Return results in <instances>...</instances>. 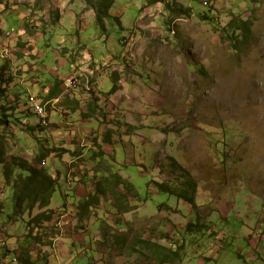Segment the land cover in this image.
<instances>
[{
  "label": "rangeland",
  "instance_id": "obj_1",
  "mask_svg": "<svg viewBox=\"0 0 264 264\" xmlns=\"http://www.w3.org/2000/svg\"><path fill=\"white\" fill-rule=\"evenodd\" d=\"M112 1L102 25L89 0H0V65L9 56L13 67L0 101L7 157L59 155L46 163L56 214L28 227L31 216L0 213V264L23 252L38 264H161L143 241L183 248L177 264H264V0ZM243 21L250 34L234 37ZM76 65L96 86L73 91L82 104L66 115L72 96L53 107L40 91ZM29 93L48 126L37 127ZM86 118L84 136L74 127ZM174 163L195 180V205L156 187L179 178ZM1 183L0 212L12 195Z\"/></svg>",
  "mask_w": 264,
  "mask_h": 264
},
{
  "label": "trees",
  "instance_id": "obj_2",
  "mask_svg": "<svg viewBox=\"0 0 264 264\" xmlns=\"http://www.w3.org/2000/svg\"><path fill=\"white\" fill-rule=\"evenodd\" d=\"M160 0H155L152 2L157 3ZM1 4V3H0ZM89 6L96 9L97 19L100 24L104 25V22L110 14L112 9L113 1L112 0H103L102 3L91 2L89 0ZM230 29L234 34V37H237L239 31H243L244 38L251 32V23L247 21L243 22H233L230 25ZM23 31V30H22ZM23 35V33H22ZM22 40V37H21ZM10 62H4L0 65V101L8 98V91L4 88V84L12 83L8 82L7 74ZM64 81L57 80L54 84L53 90L51 92L50 99L59 98L64 93L62 88ZM20 99L18 98L17 101ZM2 112L0 111V133L1 129L6 130L9 126L8 116L4 115L7 120L5 121L2 117ZM34 115V114H33ZM89 114H85L88 117ZM91 116V115H90ZM6 127H5V126ZM42 127V126H37ZM23 128V126H22ZM29 130V131H28ZM23 131H25L23 129ZM28 132L35 133V128L27 127ZM5 137L0 134V173L2 176V183L5 186L12 190V195L10 200L8 199L9 206L1 211L2 216L8 213L10 214L9 222H13L12 219L16 218L18 220L24 219L25 216H31L30 220L26 222L28 227L33 225L40 226L42 224H47L51 222L56 212L50 209L52 198L56 192L57 187L59 186V181L54 174H51L47 167L46 163L50 156H52L54 150H45L38 156L36 159L23 158L22 156H11L7 157L6 150L4 148ZM176 169H180L181 174L179 178L175 179L174 184H169L167 182H158L156 187L160 192L168 193L169 195H174L180 199H183L190 203L191 205L196 204V182L191 178V173L187 170L181 168L177 163H174ZM1 183V181H0ZM1 183V184H2ZM88 204L90 202L84 203L81 205L83 210L88 209ZM39 210L40 213L32 218V214L35 210ZM124 211H129L128 207H124ZM5 218V217H3ZM8 220L5 218V222ZM30 239V237L28 238ZM148 247L155 259L161 264H177L183 261L184 259V249H169L163 245L156 244L150 241H143ZM8 253V252H7ZM31 255V253H30ZM20 256V255H19ZM32 256V255H31ZM29 255L21 253V256L17 259L20 264H38L37 262L29 258Z\"/></svg>",
  "mask_w": 264,
  "mask_h": 264
},
{
  "label": "crops",
  "instance_id": "obj_3",
  "mask_svg": "<svg viewBox=\"0 0 264 264\" xmlns=\"http://www.w3.org/2000/svg\"><path fill=\"white\" fill-rule=\"evenodd\" d=\"M11 41H9L8 40V45L10 44L11 45ZM11 64V63H10ZM78 66V68L80 67L81 68V66H79V65H76V67ZM84 66H87V65H84ZM84 66H82V68H85ZM78 68H75V71L76 70H78ZM79 68V69H80ZM33 71V70H32ZM75 71H73L70 75H72ZM55 75H57V73H54ZM69 75V74H68ZM68 75H65V76H63L62 78V80L64 81V83H63V85H62V88H63V90H64V87H65V80L68 78ZM58 76V75H57ZM15 82H17V79L15 80ZM32 83V85H36V84H38L39 83V81L38 80H32L31 81ZM18 83V82H17ZM53 87H54V84L53 85H44V86H41V93H43V95H44V97L47 99V101L48 102H50V103H53V102H57V101H59L60 99H61V102L64 100V95H62V96H59V98H56L55 99V97L54 98H52V99H50V96H51V92H52V90H53ZM23 93V92H22ZM29 94H31V93H29ZM19 94L17 93V96H18ZM32 95H34V94H32ZM72 99H67L66 101H64V107L67 109V110H65V111H63V110H60V109H58V110H60V111H62L64 114H68L67 112H74V110H76V109H73V107H77L78 106V103L79 104H82L81 103V101H80V99H81V95L77 92L76 93V95L73 93L72 95ZM75 97V98H74ZM80 98V99H79ZM45 99V100H46ZM77 100H79V101H77ZM82 100V99H81ZM26 104V103H25ZM77 113V112H76ZM92 122H93V120L91 121L89 118H86V119H84V120H82L81 122H79V123H82V127H74L75 128V130H76V132L77 131H79L78 129H80L81 130V132H82V134L85 136V134L87 133V130H89L88 129V127H85V125H87V126H93V124H92ZM26 124V123H25ZM63 126H65V125H63ZM60 141H62L61 139H58V142H60ZM69 146H70V148H68L67 147V145L66 146H62V148H65L66 150H69L65 155L67 156V154H70V153H76V151H75V144L72 142V141H70L69 142ZM48 149V148H47ZM49 149H51V147H49ZM88 150H92V149H86L85 151H84V153H86L87 155L89 154V151ZM52 156H54V157H56L57 158V156H59L56 152L55 153H53L52 154ZM74 156H76V157H81V156H83V155H79V154H76V155H74ZM64 249V247H62V249L61 250H63ZM33 256H35V254L33 255Z\"/></svg>",
  "mask_w": 264,
  "mask_h": 264
},
{
  "label": "built area",
  "instance_id": "obj_4",
  "mask_svg": "<svg viewBox=\"0 0 264 264\" xmlns=\"http://www.w3.org/2000/svg\"><path fill=\"white\" fill-rule=\"evenodd\" d=\"M84 81L86 82L85 86L88 91L94 88L91 76L83 70H77L67 79L65 85V95L73 94V91L83 85ZM26 107H28L37 117L40 118V120H42L43 126L49 125L48 119L50 115L48 107H46V105H42V103L39 102L37 98H35L34 96H30Z\"/></svg>",
  "mask_w": 264,
  "mask_h": 264
},
{
  "label": "clouds",
  "instance_id": "obj_5",
  "mask_svg": "<svg viewBox=\"0 0 264 264\" xmlns=\"http://www.w3.org/2000/svg\"><path fill=\"white\" fill-rule=\"evenodd\" d=\"M24 35H22V34H20V38L21 37H23ZM7 37H11V34H7ZM7 46H8V48L10 47L9 45H8V43H7ZM7 50V49H6ZM2 59V58H1ZM8 62H10L11 63V60H10V57L8 56ZM4 60H6L5 58H3V61ZM10 69H13V67H11V64H10ZM78 70H83L84 72H86L88 75H91V73H89V71H87L85 68H80V69H78ZM77 71V70H76ZM75 71V72H76ZM74 72V73H75ZM73 75V74H72ZM94 79V78H93ZM92 79V82H93V84H94V88L93 89H95V86H96V80L94 79L93 80ZM85 80H86V78H85ZM84 83L86 84V82L84 81ZM65 85H66V83H65ZM89 91H91V90H89ZM62 95H64V97H69V96H71V95H65V87H64V93L62 94ZM61 95V96H62ZM30 96H34L35 98H37L35 95H32V94H29L28 95V100H29V97ZM38 99V98H37ZM39 101V100H38ZM40 102V101H39ZM27 103H28V101L26 102V104H25V106H27ZM42 103V102H41ZM59 103H61V99L59 100V101H57V102H53L52 104L54 105L53 107H55L56 105H59ZM42 105H44L43 103H42ZM47 106V105H46ZM34 114V113H33ZM34 116H36L35 114H34ZM49 119H50V116H49ZM49 119H48V121H49ZM22 126H24V124L22 125ZM40 126H43L42 125V122H41V125ZM44 127H46V126H44ZM52 150V149H51Z\"/></svg>",
  "mask_w": 264,
  "mask_h": 264
}]
</instances>
